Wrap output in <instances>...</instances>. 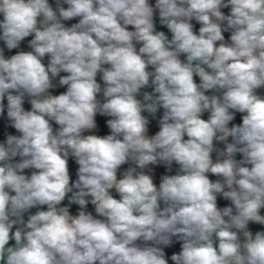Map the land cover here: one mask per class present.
<instances>
[{"label":"clouds","instance_id":"1","mask_svg":"<svg viewBox=\"0 0 264 264\" xmlns=\"http://www.w3.org/2000/svg\"><path fill=\"white\" fill-rule=\"evenodd\" d=\"M0 264H264V0H0Z\"/></svg>","mask_w":264,"mask_h":264},{"label":"rangeland","instance_id":"2","mask_svg":"<svg viewBox=\"0 0 264 264\" xmlns=\"http://www.w3.org/2000/svg\"><path fill=\"white\" fill-rule=\"evenodd\" d=\"M152 2L154 3V0H152ZM158 30H165L166 31V29H160L159 28V26H158ZM170 35V34H169ZM65 89H59V91H64ZM238 119V118H237ZM98 122H99V125H100V134H106L107 133V128H106V126H105V120H104V118H99L98 117ZM158 130V128L156 127V125L155 124H153L152 126H151V128H150V132L151 133H155V131H157ZM78 166L77 165H75V163L74 162H70V170H71V172H72V174H73V178H75V171H76V168H77ZM164 171V169L163 168H160L159 169V172H163ZM156 182L158 183L159 182V173L157 174V177H156ZM90 208H91V206H90ZM72 211L75 213V211H76V206H73V208H72ZM175 249V248H174Z\"/></svg>","mask_w":264,"mask_h":264},{"label":"trees","instance_id":"3","mask_svg":"<svg viewBox=\"0 0 264 264\" xmlns=\"http://www.w3.org/2000/svg\"><path fill=\"white\" fill-rule=\"evenodd\" d=\"M176 248H178V245L176 246ZM176 248H175V249H174V248H173V249H171V251H175V250H176Z\"/></svg>","mask_w":264,"mask_h":264},{"label":"built area","instance_id":"4","mask_svg":"<svg viewBox=\"0 0 264 264\" xmlns=\"http://www.w3.org/2000/svg\"><path fill=\"white\" fill-rule=\"evenodd\" d=\"M237 121H239V117H238Z\"/></svg>","mask_w":264,"mask_h":264},{"label":"crops","instance_id":"5","mask_svg":"<svg viewBox=\"0 0 264 264\" xmlns=\"http://www.w3.org/2000/svg\"><path fill=\"white\" fill-rule=\"evenodd\" d=\"M238 117H239V116H238ZM238 117H237V118H238Z\"/></svg>","mask_w":264,"mask_h":264}]
</instances>
